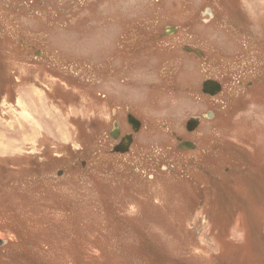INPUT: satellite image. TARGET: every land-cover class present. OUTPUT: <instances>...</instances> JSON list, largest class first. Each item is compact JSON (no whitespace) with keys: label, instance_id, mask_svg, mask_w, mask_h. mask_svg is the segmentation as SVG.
Instances as JSON below:
<instances>
[{"label":"rangeland","instance_id":"rangeland-1","mask_svg":"<svg viewBox=\"0 0 264 264\" xmlns=\"http://www.w3.org/2000/svg\"><path fill=\"white\" fill-rule=\"evenodd\" d=\"M220 1L0 0V264H264V0L206 23ZM130 105L143 128L113 155Z\"/></svg>","mask_w":264,"mask_h":264},{"label":"flooded vegetation","instance_id":"flooded-vegetation-1","mask_svg":"<svg viewBox=\"0 0 264 264\" xmlns=\"http://www.w3.org/2000/svg\"><path fill=\"white\" fill-rule=\"evenodd\" d=\"M244 1L245 2H247V0H235V2H229V1H226V3L227 4H229V6H227L226 4H225V2H223V1H220V5H222L221 7H220V10H219V12L217 13L216 12V10L215 9H213L212 7H208V8H205L204 10H203V12H202V16H204L205 17V22L206 23H211V24H214L215 22H217L219 19H220V23L222 22V17H226L228 20H229V22H231V23H235L236 25H239V16L238 15H236V13L234 12V10L231 8V7H234L235 5H237L236 6V8H240V5L241 4H243L244 3ZM236 8H235V10H236ZM223 12V13H222ZM222 14V15H221ZM233 14H234V16H233ZM233 16V18H231ZM227 21V20H226ZM228 22V21H227ZM187 36H189V34L187 35ZM189 38H190V36H189ZM186 40H187V38H186ZM188 47L189 49H184V47ZM201 48V49H200ZM194 49H198L200 52H201V56H199V55H197V53L196 52H194ZM182 52H185V53H187V54H193L194 56H196L198 59H201V61L203 62V70H205V69H209L210 67H211V62H215V61H218V63H217V68L215 69L217 72L221 69V67H222V63H220V61H221V59H218L217 57H215L214 59H211V58H209L208 56H207V54H206V52H203V50H202V47H196V45H193V44H190V43H184L183 45H182ZM213 56V55H212ZM37 58V57H36ZM219 64H221L220 66H219ZM171 69H172V67H170ZM206 79H211V80H215V81H217L218 83H219V91H217V93H215L214 95H210V94H208V93H204V92H202V88H201V83H202V81H204V80H206ZM167 84V83H166ZM174 85V84H173ZM238 85H240V91H242V90H246V89H250L251 88V81L249 82V81H246V82H241V83H239L238 82ZM241 86H243V87H241ZM158 89H159V87H158ZM242 89V90H241ZM155 90V89H154ZM154 90H152L150 93H152ZM198 93L202 96V97H205V98H212V100L213 101H217V102H219V106H224V105H226V104H229L231 101V99L228 101L227 99H225L224 100V98L221 96L222 94H223V79H221V78H213V77H206V78H204V79H202L201 81H200V84H199V86H198ZM235 93V92H234ZM233 93V94H234ZM150 95V94H149ZM221 96V98L219 99V97ZM235 96L236 97H239V98H242V94H240V93H237L236 92V94H235ZM223 108V107H222ZM125 113L123 114V118L122 119H120V120H123V123L120 121V122H117V121H115L116 122V124H117V136L116 137H111V135H110V132H111V128L107 131V133H108V136H109V138L114 142L113 143V146H112V149L116 146V145H118L119 143H120V141H121V139H122V137H123V135H125V134H131V137H132V141H131V143L129 144V147H128V149H127V151H125L126 153L131 149V147L132 146H134L135 145V142H136V139H135V136H136V134L139 132V130H141L142 128H143V126H142V121L140 120L141 118L140 117H138L137 115H138V113L137 112H139V111H137V108L136 107H134L133 105H130L129 107H127V106H125ZM113 112H111V114H112ZM140 113V112H139ZM206 113H207V111H206ZM118 114H119V112H117V110H114V114H113V116H118ZM141 114V113H140ZM215 115V114H214ZM130 116H132V117H134L137 121H138V124H137V129L136 130H134L133 129V125L131 124V123H129V121H128V117H130ZM202 116V115H201ZM191 117V116H190ZM190 117H188V119L190 118ZM198 117V116H197ZM200 118V120H199V123H198V125L193 129V130H191V131H188L185 127H184V129L186 130V133L188 134V135H192L196 130H197V128L199 127V125H200V122H201V117H199ZM205 118H207V117H205ZM208 119V118H207ZM220 126H219V128H221V124L220 123H218ZM126 125V127H124ZM165 128H167V126H165ZM199 130V129H198ZM169 133H170V135L173 137V132L171 131V130H169L168 131ZM202 136V133H201V135H200V137ZM204 136H207V135H204ZM174 140L176 141V147L178 148V143H179V141H182V140H187V141H190L191 143H193V145H194V148L193 149H191V150H186L185 151V149H181V148H178L180 151H184V152H193V151H199L200 152V156H201V159L199 160V163H197V162H195V161H193L192 162V168H194V166H196V167H198V165H199V168H201L202 166H203V159H204V157H206V156H208L209 155V151H207V149L205 148H202V147H197V143L194 141V140H191V139H189V138H186V137H183V136H181V135H177L176 133H174ZM211 143H213L212 141H211ZM202 144V143H201ZM206 146H209V145H207L206 144ZM214 150H216V152H220L221 154H222V150H221V147L220 146H218V145H215V148H214ZM213 150V151H214ZM212 151V152H213ZM125 152H123V153H120V152H115L114 151V154L113 155H115V154H124ZM211 152V153H212ZM212 155V154H211ZM213 156V155H212ZM217 156H219V155H217ZM211 156H209L208 157V159L210 158ZM193 159V158H192ZM232 159V158H231ZM230 162V161H229ZM228 162V163H229ZM169 168H171V167H169ZM204 168L205 169H207L205 166H204ZM195 169V168H194ZM171 172H173V170H171ZM205 174H207L206 172H205ZM207 176H208V174H207ZM210 181H209V183H207V184H211L212 183V181H213V179H211V178H208ZM222 182V181H221ZM214 183V182H213ZM202 185V184H201ZM212 185V188L214 187L213 185L214 184H211ZM220 187V186H219Z\"/></svg>","mask_w":264,"mask_h":264},{"label":"water","instance_id":"water-1","mask_svg":"<svg viewBox=\"0 0 264 264\" xmlns=\"http://www.w3.org/2000/svg\"><path fill=\"white\" fill-rule=\"evenodd\" d=\"M176 30H177V27H175V26H165L164 30H163V33L164 34H170L172 32H175ZM184 49H189V48L186 46V47H184ZM194 52H196L197 55L201 56V52L198 49H194ZM201 88H202L201 89L202 92L208 93L210 95H214L215 93H217V91H219V83L217 81H215V80L206 79V80L202 81ZM202 117L211 118L212 117V112L208 111L206 114H202ZM199 120H200L199 117L191 116L185 122V128L188 131L193 130L198 125ZM128 121H129V123H131L133 125V129L136 130L138 121L132 116L128 117ZM110 135H111V137H116L117 136V124H116L115 121L113 122ZM131 141H132L131 134L123 135L120 143L113 148V151L120 152V153H123V152L127 151ZM178 148L185 149V150H191V149L194 148V145L190 141L182 140V141H179ZM2 243L3 242L0 239V245Z\"/></svg>","mask_w":264,"mask_h":264},{"label":"trees","instance_id":"trees-1","mask_svg":"<svg viewBox=\"0 0 264 264\" xmlns=\"http://www.w3.org/2000/svg\"><path fill=\"white\" fill-rule=\"evenodd\" d=\"M246 185L245 182H241V188L235 192V194L237 195V198L240 199L243 197V195L245 194L246 196L250 193L251 187ZM257 188H260L258 185H256ZM247 188V189H246ZM231 193V192H230ZM228 195H226L225 197H227Z\"/></svg>","mask_w":264,"mask_h":264}]
</instances>
